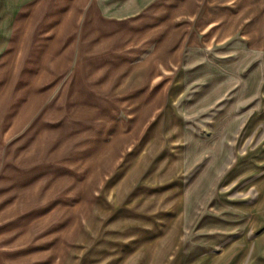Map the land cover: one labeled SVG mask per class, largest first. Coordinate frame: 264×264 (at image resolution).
I'll return each mask as SVG.
<instances>
[{"label":"crops","instance_id":"0c3cea01","mask_svg":"<svg viewBox=\"0 0 264 264\" xmlns=\"http://www.w3.org/2000/svg\"><path fill=\"white\" fill-rule=\"evenodd\" d=\"M178 1L183 2L176 0L175 7ZM229 1L203 0L181 43L160 40L138 57L135 49H121L130 41L124 36L135 26H168V0H21L11 12L17 13L16 26L21 14H31L38 26H64V38L50 44L46 70L32 78H46L50 95H65V136L79 134L71 123L83 127L84 121L81 113H68V96L80 94L76 100L83 106L81 96L93 102L95 96L113 93L108 89L120 78L128 80L125 93L143 96V104L132 109L142 111V119L118 122L147 128L144 137L131 147L113 136L106 141L115 159L107 172L112 174L108 192L118 203L141 187L170 191L161 202L169 214L160 223L175 225L180 248L188 220L184 182L190 191L198 190L205 172L198 168L199 151L190 168L187 145L233 144L232 157L217 167L212 194L213 204L228 213L205 216L219 223L207 227L220 233L219 241L183 264H264V1L250 11L243 0ZM248 12H255L250 17L255 26H249ZM248 55L260 61L259 71L249 70ZM56 80L65 81L59 87ZM153 96L157 103H151ZM205 126L226 129L201 134L199 127ZM103 142L96 141L98 156Z\"/></svg>","mask_w":264,"mask_h":264},{"label":"rangeland","instance_id":"374dc122","mask_svg":"<svg viewBox=\"0 0 264 264\" xmlns=\"http://www.w3.org/2000/svg\"><path fill=\"white\" fill-rule=\"evenodd\" d=\"M20 1L0 0V264H179L180 258L183 264L216 246L220 233L207 227L219 223L205 216L226 213L213 204L212 194L217 167L232 157L233 144L187 145L190 168L199 151L198 168L205 172L198 178V190L190 191L184 182L181 195L188 220L180 248L175 225L160 223L169 214L161 202L170 191L141 187L118 203L108 192L112 174L107 172L115 159L106 141L114 137L119 145L127 141L131 147L144 137L147 128L118 122L132 118L137 124L142 119V111L132 109L143 104V96L125 93L128 80L122 78L108 89L113 93L95 96L93 102L91 96H81L83 106L76 100L80 94L68 96V113H81L84 121L83 127L71 123L73 130L81 129L79 134L65 136V95H50L46 78H32L34 72L46 70L50 44L64 38V26H38L31 14H21L16 26L17 13L11 12ZM261 1L243 3L250 11ZM175 3L168 0V26H135L124 36L129 44L121 43V49H135L138 57L161 41L181 43L203 0L178 1L179 7ZM254 13L247 14L249 26H255L250 18ZM248 56L249 70L259 71L260 61ZM64 81L56 80L59 87ZM254 86L250 81L249 87ZM225 129L199 127L208 135ZM102 139L104 152L98 156L96 141Z\"/></svg>","mask_w":264,"mask_h":264}]
</instances>
